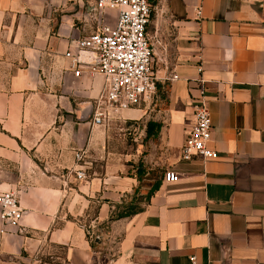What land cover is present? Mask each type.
<instances>
[{
    "label": "crops",
    "instance_id": "obj_1",
    "mask_svg": "<svg viewBox=\"0 0 264 264\" xmlns=\"http://www.w3.org/2000/svg\"><path fill=\"white\" fill-rule=\"evenodd\" d=\"M115 16L95 0H0V193L22 212L0 221V264H264V0H155L163 106L96 127L103 78H75L63 55ZM200 87L216 156L185 162ZM126 197L139 211L111 219Z\"/></svg>",
    "mask_w": 264,
    "mask_h": 264
},
{
    "label": "built area",
    "instance_id": "obj_2",
    "mask_svg": "<svg viewBox=\"0 0 264 264\" xmlns=\"http://www.w3.org/2000/svg\"><path fill=\"white\" fill-rule=\"evenodd\" d=\"M155 0H95L98 12L115 11L112 26H101L99 31L75 42V51H67L63 57L75 78L85 70L87 76L103 78V88L93 101L92 126H102L112 116L123 111L150 106L156 95L157 82L152 70L153 51L147 36V27ZM199 85L203 86L201 80ZM193 124L187 133L180 156L182 161L198 158L209 161L216 154L209 148L211 121L206 106L204 88H199V97L192 104ZM84 153L74 155L76 166L81 168ZM76 179L85 181L86 175L78 169ZM163 182L174 184L178 177L170 172L163 175ZM125 204L131 198H124ZM22 212L18 199L12 192L0 193V221L17 224ZM106 227L101 228V238ZM192 264L194 259L191 258Z\"/></svg>",
    "mask_w": 264,
    "mask_h": 264
},
{
    "label": "trees",
    "instance_id": "obj_3",
    "mask_svg": "<svg viewBox=\"0 0 264 264\" xmlns=\"http://www.w3.org/2000/svg\"><path fill=\"white\" fill-rule=\"evenodd\" d=\"M157 186H158V183L155 184L151 188L150 192L147 194V199L157 189ZM133 200H134V198L131 199V202L128 204H125L124 200H122L120 205H118L114 208V211L111 215V219H119V218L129 217V216L133 215L134 213L138 212L139 208L135 204H133V202H134ZM92 246H94L93 243H92Z\"/></svg>",
    "mask_w": 264,
    "mask_h": 264
},
{
    "label": "rangeland",
    "instance_id": "obj_4",
    "mask_svg": "<svg viewBox=\"0 0 264 264\" xmlns=\"http://www.w3.org/2000/svg\"><path fill=\"white\" fill-rule=\"evenodd\" d=\"M163 99H164V89L157 88L156 96H155L153 103L150 105L151 106L150 109L156 110L157 108H161L164 102ZM134 166H139V163L138 162L134 163ZM154 182H155V179L152 176H150V179L148 178L147 182H144V183L142 182V186L147 188L145 192H147L150 189V187L154 184Z\"/></svg>",
    "mask_w": 264,
    "mask_h": 264
},
{
    "label": "water",
    "instance_id": "obj_5",
    "mask_svg": "<svg viewBox=\"0 0 264 264\" xmlns=\"http://www.w3.org/2000/svg\"><path fill=\"white\" fill-rule=\"evenodd\" d=\"M94 242H95L96 244H99V243H100V238H96Z\"/></svg>",
    "mask_w": 264,
    "mask_h": 264
}]
</instances>
